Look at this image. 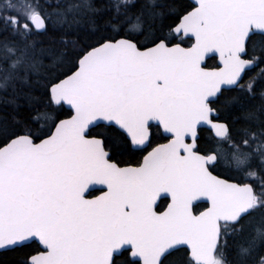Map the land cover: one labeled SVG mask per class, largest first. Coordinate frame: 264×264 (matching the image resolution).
I'll use <instances>...</instances> for the list:
<instances>
[{
	"label": "snow or ice",
	"instance_id": "6c2138e0",
	"mask_svg": "<svg viewBox=\"0 0 264 264\" xmlns=\"http://www.w3.org/2000/svg\"><path fill=\"white\" fill-rule=\"evenodd\" d=\"M0 264H264V0H0Z\"/></svg>",
	"mask_w": 264,
	"mask_h": 264
},
{
	"label": "trees",
	"instance_id": "16d2710c",
	"mask_svg": "<svg viewBox=\"0 0 264 264\" xmlns=\"http://www.w3.org/2000/svg\"><path fill=\"white\" fill-rule=\"evenodd\" d=\"M213 63H215V62H213ZM160 142H161V143H163L164 141H163V140H161Z\"/></svg>",
	"mask_w": 264,
	"mask_h": 264
}]
</instances>
